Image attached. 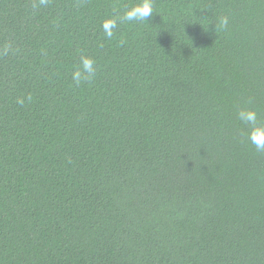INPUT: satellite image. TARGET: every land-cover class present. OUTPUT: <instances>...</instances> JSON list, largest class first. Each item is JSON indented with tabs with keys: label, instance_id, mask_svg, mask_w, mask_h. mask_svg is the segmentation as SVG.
I'll return each instance as SVG.
<instances>
[{
	"label": "trees",
	"instance_id": "trees-1",
	"mask_svg": "<svg viewBox=\"0 0 264 264\" xmlns=\"http://www.w3.org/2000/svg\"><path fill=\"white\" fill-rule=\"evenodd\" d=\"M138 2L0 0V264H264V0Z\"/></svg>",
	"mask_w": 264,
	"mask_h": 264
},
{
	"label": "clouds",
	"instance_id": "clouds-1",
	"mask_svg": "<svg viewBox=\"0 0 264 264\" xmlns=\"http://www.w3.org/2000/svg\"><path fill=\"white\" fill-rule=\"evenodd\" d=\"M45 3V0H41ZM153 16V0H139L134 6L126 9L119 18L121 22H144ZM228 25L227 17L219 20V27L226 28ZM104 34L108 39L114 35L113 30L117 27L116 19H106L103 22ZM81 69L73 73L74 82L79 85L82 81H91L96 74L95 61L87 56L81 57ZM237 118L247 125V139L258 152L264 153V122H261L256 110L242 108L237 112Z\"/></svg>",
	"mask_w": 264,
	"mask_h": 264
}]
</instances>
